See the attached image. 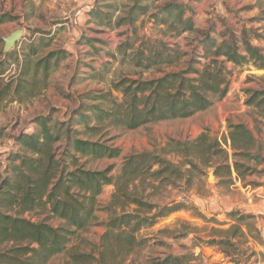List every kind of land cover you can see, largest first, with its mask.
Here are the masks:
<instances>
[{
  "label": "rangeland",
  "instance_id": "374dc122",
  "mask_svg": "<svg viewBox=\"0 0 264 264\" xmlns=\"http://www.w3.org/2000/svg\"><path fill=\"white\" fill-rule=\"evenodd\" d=\"M169 4L185 8V18L192 19L197 33L177 36L174 30L158 23L166 17L162 8ZM0 18H4L0 22V61L5 69L0 76V90L7 86L0 101V175L8 154L18 151L15 137L37 129L35 118L49 115L54 121H67L79 108L92 104L91 100H84V95L112 91L119 102L121 96L112 90V85L121 79L151 80L175 70L160 65L144 69L148 65L144 58L152 52H162V45L179 48L187 54L181 62L191 59L198 63L199 70L205 63L199 44L204 33L221 42L241 40L246 32L251 44L264 52V0H0ZM16 31H21L22 37L4 54L3 40ZM52 52H61V59L57 63L55 57L51 59L46 70L39 61ZM25 67L29 71L23 77ZM226 67L231 72L226 95L190 118L148 124L134 131L107 128L105 124L96 135L75 126L83 131L82 138H99L120 150L118 158L91 162L89 168L102 170L112 166L111 175L116 177L125 158L150 152L179 166L183 173L181 179L174 175L162 183H137L139 190L150 195L151 203L184 206L139 232L144 242L129 258L131 264H158L167 257L180 259V264H260L264 260V238L258 231V226L264 230V204L259 203L264 200V172L248 173L238 180L228 141L230 126L243 124L261 144L264 157V119L245 104L246 90H264V71L235 68L229 63ZM202 135L227 153V162L223 156L201 149L208 142L200 147L196 144ZM176 143L196 145L195 149L190 148L193 155L186 157L175 152ZM237 161L264 171V164L256 167L247 158ZM211 173L213 181L209 183ZM113 192L112 185L103 189L96 225L79 233L69 247L98 258L103 223L109 218L104 207ZM185 199L186 204L182 202ZM232 211L253 218L245 221L250 234L236 251L226 250L227 257L220 248L202 242L213 237L215 230H225L233 224L227 216ZM23 217L33 222L49 219L40 211ZM47 222L59 224L56 219ZM65 261L67 257L62 254L48 264Z\"/></svg>",
  "mask_w": 264,
  "mask_h": 264
},
{
  "label": "trees",
  "instance_id": "16d2710c",
  "mask_svg": "<svg viewBox=\"0 0 264 264\" xmlns=\"http://www.w3.org/2000/svg\"><path fill=\"white\" fill-rule=\"evenodd\" d=\"M162 12L166 17L160 18L158 23L174 30L177 36L197 33L192 19L185 18L182 5H166ZM3 21L4 18H0V22ZM199 44L201 58L205 61L200 70L196 67L198 63L191 59L181 62L187 54L181 53L176 46L169 49L162 45V52H152L144 58L148 64L144 69L160 65L175 70L157 79H121L112 85V90L121 96L119 102L113 98L112 91L84 95V100H91L92 104L79 108L67 121L41 116L35 118L37 129L34 132L15 137L18 151L8 154L5 170L0 175V264H48L62 254L67 257L64 264H131L129 258L144 242L139 232L183 208L182 203L163 206L151 203L148 201L150 195H145V190L137 186L146 181L150 184L166 182L174 175L181 179L183 173L179 166L153 153L142 152L125 158L118 176L113 177L112 166L98 170L87 165L116 159L120 150L99 138L91 140L81 136L83 131L96 135L105 124L107 128L134 131L148 124L187 119L204 112L227 93L231 74L227 63L235 68L252 67L264 71V52L251 44L246 32L241 40L221 42L204 33ZM60 54L49 53L39 62L48 70L50 60L55 57L54 63H57ZM3 65L0 61V76L5 71ZM161 68L159 71L163 72ZM28 71L25 67L23 77ZM5 88L7 86L0 90V101ZM245 94L246 106L253 107L264 119V90L249 89ZM75 126H81L83 131ZM228 141L233 152L232 169L238 180L248 173L264 172L237 161V158H247L254 161L256 167L264 164L262 146L245 125L230 126ZM206 142L209 145L204 147ZM196 144L213 156H223L224 163L227 162V153L214 141L210 143L206 136H200ZM175 145V152L184 153L186 157L193 155L190 148H196V145ZM226 170L230 172L229 165ZM110 185L114 192L104 207L109 218L103 223L98 258H94L69 245L79 233L96 225L98 199L103 189ZM187 201L182 202L186 204ZM38 211L59 224L53 226L47 222L49 219L33 222L23 217ZM227 216L233 224L225 230H215L216 234L202 243L220 248L229 257L226 250L236 251L240 242L246 240L250 229L245 221L253 217L239 211ZM180 261L167 257L158 264H180Z\"/></svg>",
  "mask_w": 264,
  "mask_h": 264
},
{
  "label": "water",
  "instance_id": "95a60500",
  "mask_svg": "<svg viewBox=\"0 0 264 264\" xmlns=\"http://www.w3.org/2000/svg\"><path fill=\"white\" fill-rule=\"evenodd\" d=\"M21 37H22V32L16 31L12 33L10 36H8L7 38H5L3 40L4 42L3 53L6 54L8 51H10L15 46V44L20 40ZM212 181H213V175L211 173L208 177V182L210 183Z\"/></svg>",
  "mask_w": 264,
  "mask_h": 264
},
{
  "label": "crops",
  "instance_id": "0c3cea01",
  "mask_svg": "<svg viewBox=\"0 0 264 264\" xmlns=\"http://www.w3.org/2000/svg\"><path fill=\"white\" fill-rule=\"evenodd\" d=\"M254 192V191H253ZM253 192H252V194H253ZM259 203H260V206H262L263 204H264V200L263 201H259ZM262 212L263 211H259V213L260 214H262ZM258 231L261 233V236H262V238H264V230H262V228L260 227V226H258ZM245 231V230H244ZM246 232V231H245ZM264 249V248H263ZM261 251H263L262 249H261Z\"/></svg>",
  "mask_w": 264,
  "mask_h": 264
},
{
  "label": "built area",
  "instance_id": "2783aa9c",
  "mask_svg": "<svg viewBox=\"0 0 264 264\" xmlns=\"http://www.w3.org/2000/svg\"><path fill=\"white\" fill-rule=\"evenodd\" d=\"M260 264H264V260Z\"/></svg>",
  "mask_w": 264,
  "mask_h": 264
}]
</instances>
